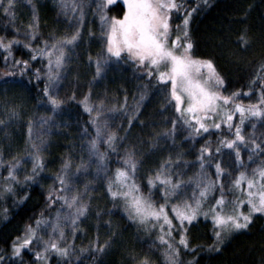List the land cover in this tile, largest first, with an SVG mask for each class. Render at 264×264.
Instances as JSON below:
<instances>
[{
    "label": "snow or ice",
    "instance_id": "snow-or-ice-1",
    "mask_svg": "<svg viewBox=\"0 0 264 264\" xmlns=\"http://www.w3.org/2000/svg\"><path fill=\"white\" fill-rule=\"evenodd\" d=\"M114 2H96L104 52L96 58L89 56V62L95 65L94 79L106 74L111 64L132 63L149 81L138 85L131 105L127 95L119 104L124 112L132 110V115L128 116V129L133 126L134 119L144 124L139 119L140 109L148 96L149 85L154 83L159 86L158 92L165 93V104L173 108L175 117L167 121L169 128L152 134L150 142L153 146L160 140H170L175 145L178 125L187 133L186 142L202 138L210 134V130H226L228 135L218 136L215 144L208 139L200 145L196 155L199 171L193 176L184 178L181 165L188 162L183 159L185 153L178 151L163 157L150 170L147 185L142 186L137 179V169L142 161L134 145L129 146L118 160L120 166L109 168L108 154L115 152L119 142L127 138V131L121 136L109 129L104 113L116 111L117 105L107 108L104 100L93 102L89 91L80 101L94 129V135L87 141L89 160L85 162L81 158V162L73 167L70 157L62 159L59 170L52 177L55 183L45 194L47 213L42 211L26 223L20 234L13 236L8 249L0 248V264H24L22 253L25 250L32 251L33 264H49L52 254L64 258L65 264H71L78 251H89L77 249L75 237L77 232H84L82 224L90 214L92 197L88 185L81 191L75 180L81 170L86 171L91 164L96 165L98 176L103 174L106 193L114 203H122L128 218L146 232H158L156 239L162 246L165 264H182V248L193 251L205 248L220 254L227 239L248 231L257 218H264V132L257 135L255 123H250L252 132H245L246 121H260L264 126V63L259 65L248 89L250 92L257 83L260 84L258 98L255 103H245L241 96L247 97V93L240 89L224 90L225 77L212 56L194 54L193 14L201 4L207 6L208 0H197L191 7L187 0H123L127 10L121 17L109 16L107 12ZM16 3L17 0H7L6 4L0 0V8L14 19ZM88 4L89 0H59L62 13L65 16L72 13L75 27L70 33L60 36L52 33L45 37L40 32L36 5L32 4V19L22 33L25 40L17 39L21 35L18 28L15 29L17 36H0V49L5 52L3 63L8 69L0 70V75L23 76L30 72L29 79L42 82L41 96L51 105L53 113L65 104L57 89L70 60L69 50L82 39ZM174 13L180 15V23H173ZM89 35H92L91 30ZM21 43L29 50L27 59L16 58L13 54V46ZM236 43L245 50L250 46L247 30L237 37ZM37 62L40 66L34 67ZM70 99L74 100L75 94ZM18 115L17 106H13L10 116ZM50 122L54 123L51 117L45 116L36 121L28 120L26 147L21 155H11L5 160L0 151V168H3L0 172V217L8 218L9 209L3 205L9 199L16 205L23 204L30 198L27 189L42 179L41 173L49 163L43 133ZM0 124L4 121L0 120ZM84 131L86 133L87 128ZM102 144L106 151H101ZM242 149L246 150L249 162L255 163L259 159L260 163L248 167ZM225 150L232 157V168H225L218 159ZM26 163L31 167H26ZM209 167L214 169V178L206 171ZM157 192L160 193L159 201L153 198ZM96 215L99 217V212ZM201 219L211 222L213 240L206 245L191 244L190 229ZM106 224L111 225V221ZM115 239L116 233H111L100 243L97 236L95 241H90V247L95 253L103 254ZM129 255L133 264H153L147 255L137 257L131 252ZM194 259L183 264H194Z\"/></svg>",
    "mask_w": 264,
    "mask_h": 264
},
{
    "label": "trees",
    "instance_id": "trees-1",
    "mask_svg": "<svg viewBox=\"0 0 264 264\" xmlns=\"http://www.w3.org/2000/svg\"><path fill=\"white\" fill-rule=\"evenodd\" d=\"M92 1L94 0H89L87 10ZM187 2L190 7L196 5L195 0ZM124 11L125 8L121 3L109 5L107 8L109 16L121 17ZM38 12L40 32L45 37L52 33L60 36L65 32L67 24L59 18L56 9L49 2L39 5ZM25 17H20L15 23V28L20 29V32L26 29L28 17L27 19ZM180 20L181 17L174 13L173 23H180ZM4 23L6 22L3 20L2 8H0V36L12 38L10 31L3 30ZM245 30L248 31L251 41L246 50L236 43L237 37ZM191 32L196 45L194 54L214 58L218 70L225 77L226 92L240 89L252 96L259 94L258 83L252 91L249 92L248 89L259 65L264 63V0H210L207 6L200 5L194 13ZM92 33L87 41L78 43L73 59L67 64V80L59 96L65 99L62 112L69 116V120L64 128L62 127L61 132L50 140L45 152L49 163L47 169L41 173L42 179L33 182L27 189L30 198L23 204L16 205L9 199L3 205L9 209V215L7 219L0 217V248L2 249L9 248L13 236L19 235L26 223L31 222L42 211L47 213L45 209L47 189L42 188L40 184L41 181L43 183L45 174L50 173L53 177L66 156L72 159L73 164L80 161L76 159L83 150L84 136L94 135L89 114L80 103L89 91L92 99L104 100L105 104L117 103V110L114 112L117 118L115 131L121 136L127 131V138L119 142L115 152H109L110 164L113 166L112 169L116 168L112 162L115 153L134 145L138 158L143 160L140 171L146 174L145 177L138 179L142 186L147 185L150 170L169 152L175 155L176 152L182 151L185 153L184 160H196L198 149L205 140L217 139L224 133V131L212 132L205 134L207 135L205 139L203 136L186 142L184 132L178 130L180 133L175 137V145L170 146L167 152H160V144L153 146L150 142L152 134L161 133L169 128L170 124L167 121L174 118L175 113L171 108L162 109L165 93L158 92L159 86L154 83L149 85L148 96L140 109L139 119L144 124L141 125L134 119L133 126L129 130L128 116L119 108V104L122 103L125 95L128 96L130 104L133 95L139 90L138 85L148 84L149 81L133 67L132 63L111 64L104 80L98 77L94 79L95 65L89 62V56L96 58L103 53L100 52L98 37L94 36L93 31ZM13 54L16 58L27 59L29 50L21 43L13 46ZM4 55L5 52L0 49V70L8 71L3 63ZM39 66V62L34 65V67ZM31 76L30 72L23 76L0 75V120L4 121V124H0V151L3 152L5 160L10 159L11 155L23 153L26 147L28 120L36 121L39 114L49 105L41 96L42 82L34 78L29 79ZM73 94H75L74 100L70 99ZM13 106H17L18 116H10V109ZM85 128H87L86 133ZM101 151H106L105 146ZM220 158L221 156L218 157ZM0 172H3V168H0ZM145 191H147L146 187ZM91 197L92 214L90 213L88 220L82 224L84 232H78L76 235L75 246L77 249L85 248L82 242L86 239L95 241L97 236L99 242L103 243L111 233H116V239L103 254L95 253L91 248L83 253L78 251L77 258H72L71 264H133L130 252L137 257L149 256L153 264H165L162 246L156 242L158 235L156 231L151 230L146 233L142 228L133 225L121 211L119 202L114 203L106 193L105 187L104 190L100 187L96 188L91 192ZM97 212L99 217L96 215ZM107 221H111V225H107ZM173 235L175 236V233ZM178 239L179 237L176 236V240ZM212 240L211 222L200 220L196 227L190 229L191 244L206 245ZM22 256L24 264H33L35 257L31 250H25ZM193 258H195L194 264H261L264 260V218H257L248 231L236 233L227 239L220 254L209 252L205 248L196 251L181 249L182 264L192 261ZM50 264H65V260L52 254Z\"/></svg>",
    "mask_w": 264,
    "mask_h": 264
},
{
    "label": "rangeland",
    "instance_id": "rangeland-1",
    "mask_svg": "<svg viewBox=\"0 0 264 264\" xmlns=\"http://www.w3.org/2000/svg\"><path fill=\"white\" fill-rule=\"evenodd\" d=\"M195 1L197 3V0H195ZM45 2H49L51 5H53L54 8L56 9V12H57L59 18L63 22H65L67 24V28L64 30L65 32L62 35H64L65 33L72 32L74 30V27H75V24L72 22V13H69L68 16H65L62 13L61 9H60L59 0H31V2H29V0H17L16 6H15V9H14V11H15V18L14 19L10 18L8 15H6L3 12V9H2L3 20L6 22V23H4L3 30H8V31L11 32L12 36H17V34L15 32V29H17V28H15L16 21L20 17L26 16L25 17L26 19L28 17V19L26 20V24H25V28H27V24L32 19V4L36 5L38 18H39L38 7H39V5L44 4ZM96 2H98V0L92 1V3H90L89 10L86 9V15H85V18H84V24H83V28H82V39L79 42L87 41L90 38V36H91V35H89V30H91V33L93 31L94 32V36H96V38L98 37L97 38V42H98L99 45H101L100 52L103 53L104 52V43L105 42L101 38L102 33H101V26H100L99 16H98V14H96V6H95ZM4 3L6 4L7 0H4ZM115 3H121L124 6L125 11L127 10L126 9V5L123 3V0H115V2L113 4H115ZM209 3H210V0H208V4ZM187 4H188V2H187ZM25 31H26V29H24L23 32H25ZM23 32H21V35L17 36V39L21 40L22 42L25 40V37L22 35ZM79 42H77L76 46L73 49L69 50V55H70L69 62L73 59V55L76 52V49L78 47V43ZM69 62H68V64H69ZM106 71H108V69H106ZM106 75H107V73L102 75L101 77H98V79L100 78L101 80H104ZM66 77H67V73L65 71V72H63V78L60 81V86L57 89L58 95H60L61 89H62L63 85L66 83V80H67ZM257 98H258V95L252 96V94H250V93H247V97L241 96V99H243L245 103H249V102L255 103ZM90 99L93 102H98L99 101L97 98H94V99L90 98ZM132 103H133V101H131L129 105H131ZM113 105H117V103L106 104L107 108H111ZM166 108H168L169 110H170V108L173 109L171 106L166 105L165 103H163V108L162 109H166ZM114 112L108 113L107 111H105V113H104V118L107 120L110 130H115V126H116L117 118H115ZM162 113L165 114V111L162 110ZM125 115L126 116L132 115L131 108L128 110V112L125 113ZM41 116L51 117L52 120L54 121V123L50 122L48 125H45V128L47 129V131H44V133H43L44 139L47 142V147H49L50 140L54 137V135H57V134H59L61 132L62 127L64 128L65 124L68 122L69 116L64 114V112H62V107L59 110H57L55 113H53L52 109H51V105H48V107L42 113L39 114L38 118L41 117ZM250 123H255L256 124L255 131H256L257 135H259L261 132H264V126H262L260 121H252V122L246 121L245 122V132L246 133L253 131V129L250 127ZM178 130H181L180 127L178 128ZM212 132L214 133L216 131L210 130V133H212ZM178 133H180V132L178 131ZM220 135H228V132L226 130H224V133L220 134ZM184 136L185 137L187 136L186 132H184ZM206 136L207 135H204V139L206 138ZM89 139H91V137L84 136L83 143H82L83 150L80 152L81 155L77 156V159H76V160H80V161L78 163L73 164V167H75L76 164H79L81 162V158L85 162H87L89 160V153H88V149H87V141ZM215 140H217V139H211L212 142L213 141L216 142ZM158 144H160L159 145V148H161L159 150L160 152H162V151L167 152L171 148L170 146L173 145L170 140H160L158 142ZM103 146L104 145L102 144L101 145V149H102ZM124 152H125V150H121V151H118V152L115 153L114 160L112 161L114 166H116V167L120 166V164L118 163V160L121 157H123ZM223 152L224 153H222L220 159L222 160L225 168H232L233 164H232L231 155L229 154V152L227 150H225ZM242 155L244 156L245 163L248 165V167H255L256 164L260 163L259 159H256L255 163L249 162L247 160V152L244 149H242ZM141 161H143V160H141ZM185 161H187L188 163L181 165V171L184 174V178L187 179V177H191V176H193L195 173H197L199 171V165H198V163H196V160H185ZM25 166L30 168L31 165L26 163ZM141 166H142V163L139 165V167L137 169V179L145 177L144 175H146V174H143V172L140 171ZM112 167L113 166L111 164H109V168L112 169ZM206 171H207V173L209 175H211L214 178V169L213 168L209 167V168L206 169ZM110 174L111 173L109 172V175ZM20 175H23V173H20ZM50 175H52V174L46 173L43 183H42V181L40 182L42 188L48 189L49 186H52L54 184L53 180L51 179L52 176H50ZM224 179H225V181H227L228 178L225 177ZM105 183H106V181L104 179L103 174H100L99 176L97 175V173H96V165L95 164H91L87 168L86 171H84L82 169L81 170V174L79 175L78 179L75 180L76 187H78L81 191H83L84 186L87 184L88 187H89L90 195H91V192H94V190L96 188L100 187V188H102V190H104ZM189 191H191V189H189ZM153 198L154 199L157 198L156 200L159 201L160 200V193L159 192L155 193ZM90 204H91V201H90ZM119 204H120L121 211L128 218L127 213L123 210L122 203L119 202ZM90 213L92 214V210L91 209H90ZM89 216H90V214H89ZM89 216H88V218H89ZM88 218L85 221H87ZM201 220H203V219H201ZM85 221H83V224L85 223ZM203 221H206V220H203ZM130 222L133 225H136L135 222H133L131 220H130ZM208 222H210V221H208ZM154 231H156V230H154ZM77 234H78V232H77ZM68 235H69V238H71V234L69 233ZM45 238H47V235H45ZM89 241H90L89 239H86L85 242H82L84 244L83 247H85L87 249L91 248ZM156 242L160 243L158 240H156ZM76 258H77V256L75 255L73 257V259H76ZM49 264H50V261H49Z\"/></svg>",
    "mask_w": 264,
    "mask_h": 264
}]
</instances>
